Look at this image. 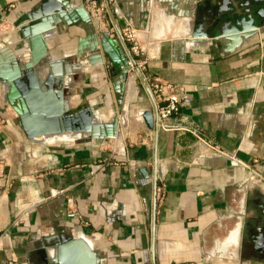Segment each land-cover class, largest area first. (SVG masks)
Wrapping results in <instances>:
<instances>
[{
	"label": "crops",
	"instance_id": "0c3cea01",
	"mask_svg": "<svg viewBox=\"0 0 264 264\" xmlns=\"http://www.w3.org/2000/svg\"><path fill=\"white\" fill-rule=\"evenodd\" d=\"M44 1L0 0V25L6 27L0 48H23L22 29L34 22L27 15ZM97 1L104 8L102 28L116 33L106 0ZM220 1L111 0L109 5L118 24L120 18L140 30L146 80L161 77L183 88L179 113L169 122L184 115L237 159L263 162L264 29L229 54L209 43L185 48L173 39L187 28L186 17H206ZM163 10L173 16L165 17ZM159 24L170 36L161 30L150 36L146 27ZM58 31L52 45L67 51L93 33L94 25L61 21ZM109 37L124 56L117 35ZM108 62L86 70L77 95L81 107L115 112ZM132 78L136 88L138 78ZM3 95L0 82V107ZM126 103L130 125L109 145L77 137L31 142L18 119L7 118L0 130V264L11 256L20 264H39L31 244L41 235L76 230L92 241L100 264H264V253H244L264 228V184L247 180L244 168L190 132L159 128L156 135L148 129L135 116L152 107L146 92L136 88L128 98L127 91ZM154 173L160 187L155 212Z\"/></svg>",
	"mask_w": 264,
	"mask_h": 264
},
{
	"label": "water",
	"instance_id": "95a60500",
	"mask_svg": "<svg viewBox=\"0 0 264 264\" xmlns=\"http://www.w3.org/2000/svg\"><path fill=\"white\" fill-rule=\"evenodd\" d=\"M89 1L75 4L68 0H45L27 15L28 22H34L22 29L23 48L19 51H13L8 46L0 48V82L4 102L13 109L20 129L31 142L45 143L46 138L58 134L78 136L82 133L85 136L75 140L90 138L96 143L121 137L130 123L126 95L130 77H133L131 65L152 106L135 116L156 135L158 133L155 99L122 34L121 27L127 23L117 18L118 24L111 6L107 5L116 35L123 45V56L113 45L115 39L112 40L108 30L102 28L99 18H92L89 14L86 8ZM232 1L235 4L229 6ZM232 1L221 0L220 4L209 8L206 17H186L187 28H183L173 39L185 48L209 43L216 45L224 54L238 50L264 29V0ZM163 11L165 17L172 15L167 10ZM77 20L93 24L94 32L79 40L72 50L62 51L52 45L60 22L69 25ZM146 30L150 31V36L159 35V30L162 31L160 35L166 33L160 24L152 30L148 26ZM144 39H148L146 32ZM103 60L109 61L114 77L115 112L108 107L102 112L92 104L78 107L76 103L77 89L86 78V70ZM154 166L156 170V159ZM140 172L144 173V170L140 169ZM155 208L156 191L153 212ZM34 237L35 232H30L28 240ZM255 242L264 246V228ZM31 247L39 256V264H100L102 258L83 230L69 235H41Z\"/></svg>",
	"mask_w": 264,
	"mask_h": 264
},
{
	"label": "built area",
	"instance_id": "2783aa9c",
	"mask_svg": "<svg viewBox=\"0 0 264 264\" xmlns=\"http://www.w3.org/2000/svg\"><path fill=\"white\" fill-rule=\"evenodd\" d=\"M106 2L107 4H109L111 0H106ZM11 6H13V4H11ZM88 10H90V13L93 17L99 18L101 22L103 21L104 8L99 6L97 0L90 1ZM109 33L112 34L111 31ZM122 34L128 44L130 52L135 58L138 57L139 54L143 51L140 42L141 36L139 30L134 27L126 26L122 29ZM136 66H138L143 71L145 67V61L136 59ZM131 69H134V66L131 65ZM148 84L156 102L157 124L159 128L177 129L194 134L195 136H197L199 142L206 146V148L211 149L216 154L228 156L235 164L244 168L246 171L247 180L259 184H264V161L260 162L258 161V159H253L251 163H248L237 159L234 153L224 150L217 143L212 142V140L201 134L196 127L188 124L187 117L184 115H179L177 120L173 123L169 122V119L172 116L179 113V109L182 103V97L184 94V90L181 86L161 77H154L151 82H148ZM155 190L157 195V193L160 191V187L156 186ZM7 264H20V262L17 257L11 256L8 259Z\"/></svg>",
	"mask_w": 264,
	"mask_h": 264
},
{
	"label": "rangeland",
	"instance_id": "374dc122",
	"mask_svg": "<svg viewBox=\"0 0 264 264\" xmlns=\"http://www.w3.org/2000/svg\"><path fill=\"white\" fill-rule=\"evenodd\" d=\"M89 14L92 16V14L89 12ZM92 18H93V16H92ZM3 24L1 23V25H0V32H2V28H6V27H4V26H2ZM173 30H174V28H173ZM111 33L113 34V35H116V33L112 30L111 31ZM139 33H140V30H139ZM166 35H165V37H168V36H170V32L167 30L166 31V33H165ZM140 36H141V33H140ZM140 42H141V46H142V48H143V40H142V38H141V40H140ZM144 49V48H143ZM141 54H142V52L139 54V56L138 57H136V58H140V56H141ZM141 59V58H140ZM108 66H109V64H107ZM131 72H133V76L135 75V73H134V69H131L130 70ZM2 87V86H1ZM136 88H137V91L139 90V92L140 93H142L143 94V92L145 93V91H144V89L142 88V86H141V84H140V82H139V80L138 81H136ZM77 91L79 92L80 91V89L78 88L77 89ZM78 95V94H77ZM76 103H77V99H76ZM77 106L78 107H81V105H79V104H77ZM112 109V108H111ZM12 117V118H11ZM7 118H9V119H12L15 123H17L16 121V115L12 112V110H11V108L8 106V105H4L3 107H0V123H1V128L5 125V124H7ZM129 125H130V123H129ZM1 128H0V130H1ZM107 143L106 144H108L109 145V143H110V141H109V139H107V140H105ZM104 141V142H105ZM113 141V140H112Z\"/></svg>",
	"mask_w": 264,
	"mask_h": 264
},
{
	"label": "bare ground",
	"instance_id": "6f19581e",
	"mask_svg": "<svg viewBox=\"0 0 264 264\" xmlns=\"http://www.w3.org/2000/svg\"><path fill=\"white\" fill-rule=\"evenodd\" d=\"M165 14V13H164ZM100 63V62H98ZM136 94V88L134 85V80L132 77H130L129 80V87H128V98H133ZM81 136H85L82 133H79L78 136L74 135V134H58V135H51L48 138H46V141L52 140V139H57V138H66V139H71V138H78Z\"/></svg>",
	"mask_w": 264,
	"mask_h": 264
},
{
	"label": "flooded vegetation",
	"instance_id": "af4514ba",
	"mask_svg": "<svg viewBox=\"0 0 264 264\" xmlns=\"http://www.w3.org/2000/svg\"><path fill=\"white\" fill-rule=\"evenodd\" d=\"M259 253V252H262L264 253V246L262 244H258L256 242H254V245H252V247H248V244H245V248H244V253L247 254V253ZM253 253V254H254Z\"/></svg>",
	"mask_w": 264,
	"mask_h": 264
}]
</instances>
